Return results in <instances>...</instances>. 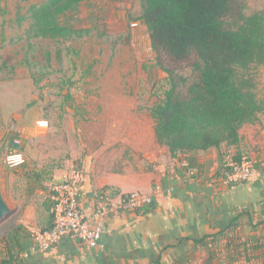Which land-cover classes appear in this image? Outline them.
<instances>
[{"label": "rangeland", "instance_id": "1", "mask_svg": "<svg viewBox=\"0 0 264 264\" xmlns=\"http://www.w3.org/2000/svg\"><path fill=\"white\" fill-rule=\"evenodd\" d=\"M44 1L0 0V167L16 209L0 225V240L18 227L31 199L49 203L55 171L77 151L114 142L116 156L131 157L136 144L156 137L151 110L167 90L142 19L143 0H90L75 15L83 38L29 39L30 7ZM262 11L264 0L247 1L246 14ZM246 75L264 109V64ZM15 140L26 164L14 170L5 158ZM224 149L229 155L231 147Z\"/></svg>", "mask_w": 264, "mask_h": 264}, {"label": "crops", "instance_id": "2", "mask_svg": "<svg viewBox=\"0 0 264 264\" xmlns=\"http://www.w3.org/2000/svg\"><path fill=\"white\" fill-rule=\"evenodd\" d=\"M262 115L241 128V144L231 147L228 157L223 153L226 146L172 157L166 147L157 148L155 136L148 144H136L131 157L116 156L111 150L114 142H106L102 150L77 151L55 171L52 182L65 181L74 166L79 168L84 174L82 207L91 219L96 218L98 194L105 188L120 196L132 192L153 195L160 188L152 208L146 214H108L96 248L66 237L53 249L41 252L35 248L33 236L50 227L49 211L46 204L31 199L18 227L0 240V264H216L210 260L208 244L214 236L222 249L235 237L264 239ZM239 152L256 161L251 181L235 186L215 181L222 165ZM186 162L197 171L194 176L184 167ZM236 252L231 250L224 264H246L242 254L232 256ZM251 255L264 264V249Z\"/></svg>", "mask_w": 264, "mask_h": 264}, {"label": "trees", "instance_id": "3", "mask_svg": "<svg viewBox=\"0 0 264 264\" xmlns=\"http://www.w3.org/2000/svg\"><path fill=\"white\" fill-rule=\"evenodd\" d=\"M89 1L45 0L32 5L29 39L83 38L86 31L76 28L74 21L82 3ZM143 1L142 19L156 64L167 74V90L151 110L157 141L172 157L238 148L241 128L255 123L264 111L254 80L246 75L264 64V11L246 14L248 0ZM242 157L239 152L232 160ZM48 200L50 227L42 231L54 226V205ZM219 240L214 236L208 241L210 260L216 264H224L231 250L237 251L233 257L245 256L246 264H261L251 253L264 249V239L235 237L225 249L217 245Z\"/></svg>", "mask_w": 264, "mask_h": 264}, {"label": "built area", "instance_id": "4", "mask_svg": "<svg viewBox=\"0 0 264 264\" xmlns=\"http://www.w3.org/2000/svg\"><path fill=\"white\" fill-rule=\"evenodd\" d=\"M17 147V148H16ZM5 164L11 169H19L26 164L21 142L13 141L8 149ZM191 176L197 171L189 162L184 164ZM256 168V161L250 156H243L240 161L229 160L221 174L214 175V180L235 186L251 181ZM84 174L75 170L65 181L49 184V198L53 203L54 226L48 231H38L33 239L35 248L41 252L53 249L63 238L70 237L88 248H96L104 235L103 219L110 213L133 211L146 214L159 197V189L153 195L132 192L120 196L110 190H101L96 218L91 219L82 207Z\"/></svg>", "mask_w": 264, "mask_h": 264}, {"label": "water", "instance_id": "5", "mask_svg": "<svg viewBox=\"0 0 264 264\" xmlns=\"http://www.w3.org/2000/svg\"><path fill=\"white\" fill-rule=\"evenodd\" d=\"M15 212L16 209L12 206L8 195L7 173L5 169L0 167V225L8 220Z\"/></svg>", "mask_w": 264, "mask_h": 264}]
</instances>
